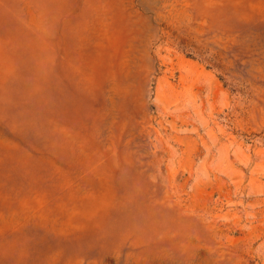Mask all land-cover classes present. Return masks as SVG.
Listing matches in <instances>:
<instances>
[{
  "label": "rangeland",
  "instance_id": "374dc122",
  "mask_svg": "<svg viewBox=\"0 0 264 264\" xmlns=\"http://www.w3.org/2000/svg\"><path fill=\"white\" fill-rule=\"evenodd\" d=\"M0 264H264V0H0Z\"/></svg>",
  "mask_w": 264,
  "mask_h": 264
}]
</instances>
